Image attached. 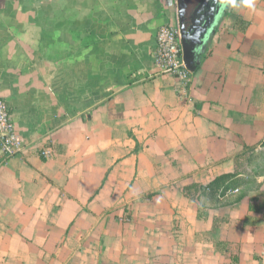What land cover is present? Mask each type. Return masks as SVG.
<instances>
[{
    "label": "crops",
    "instance_id": "1",
    "mask_svg": "<svg viewBox=\"0 0 264 264\" xmlns=\"http://www.w3.org/2000/svg\"><path fill=\"white\" fill-rule=\"evenodd\" d=\"M176 3L0 0L25 141L0 161V264H263L264 0L204 5L186 88L153 61Z\"/></svg>",
    "mask_w": 264,
    "mask_h": 264
},
{
    "label": "built area",
    "instance_id": "2",
    "mask_svg": "<svg viewBox=\"0 0 264 264\" xmlns=\"http://www.w3.org/2000/svg\"><path fill=\"white\" fill-rule=\"evenodd\" d=\"M153 61L158 75L171 76L184 88L192 82V71L187 68L185 62L178 8L175 23L164 25L158 30ZM24 150L25 141L15 128L8 104L0 99V161L19 156ZM42 155L48 158L49 151H43ZM262 262L264 264V257Z\"/></svg>",
    "mask_w": 264,
    "mask_h": 264
},
{
    "label": "water",
    "instance_id": "3",
    "mask_svg": "<svg viewBox=\"0 0 264 264\" xmlns=\"http://www.w3.org/2000/svg\"><path fill=\"white\" fill-rule=\"evenodd\" d=\"M192 0H177V8L179 12L182 36H183V45L185 50L186 66L190 71H194V67L190 61L189 45L186 44L187 41L191 42L190 36L191 33L196 30V27L199 26L205 19L203 18V9L200 12L193 13L192 9L194 3H191ZM211 0H207L206 4ZM194 2V1H193Z\"/></svg>",
    "mask_w": 264,
    "mask_h": 264
},
{
    "label": "rangeland",
    "instance_id": "4",
    "mask_svg": "<svg viewBox=\"0 0 264 264\" xmlns=\"http://www.w3.org/2000/svg\"><path fill=\"white\" fill-rule=\"evenodd\" d=\"M253 162H254L255 177L256 180L258 181L259 178L264 176V155L262 154V156L256 157ZM258 192L261 195H264V188L259 186Z\"/></svg>",
    "mask_w": 264,
    "mask_h": 264
},
{
    "label": "flooded vegetation",
    "instance_id": "5",
    "mask_svg": "<svg viewBox=\"0 0 264 264\" xmlns=\"http://www.w3.org/2000/svg\"><path fill=\"white\" fill-rule=\"evenodd\" d=\"M191 3H194L192 12L195 14L197 12H200L204 8L206 0H192Z\"/></svg>",
    "mask_w": 264,
    "mask_h": 264
},
{
    "label": "clouds",
    "instance_id": "6",
    "mask_svg": "<svg viewBox=\"0 0 264 264\" xmlns=\"http://www.w3.org/2000/svg\"><path fill=\"white\" fill-rule=\"evenodd\" d=\"M244 4L249 8L253 7L252 0H244ZM237 7H239V5Z\"/></svg>",
    "mask_w": 264,
    "mask_h": 264
}]
</instances>
